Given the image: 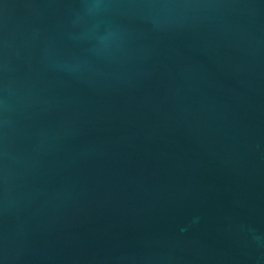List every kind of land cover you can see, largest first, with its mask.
<instances>
[{
	"label": "water",
	"instance_id": "1",
	"mask_svg": "<svg viewBox=\"0 0 264 264\" xmlns=\"http://www.w3.org/2000/svg\"><path fill=\"white\" fill-rule=\"evenodd\" d=\"M0 264H264V0H0Z\"/></svg>",
	"mask_w": 264,
	"mask_h": 264
}]
</instances>
